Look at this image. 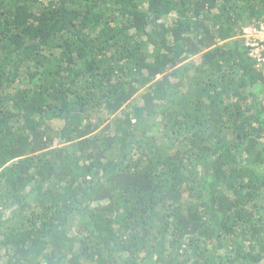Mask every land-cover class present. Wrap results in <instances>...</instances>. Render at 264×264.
<instances>
[{"label":"trees","instance_id":"1","mask_svg":"<svg viewBox=\"0 0 264 264\" xmlns=\"http://www.w3.org/2000/svg\"><path fill=\"white\" fill-rule=\"evenodd\" d=\"M264 0H0V264H264Z\"/></svg>","mask_w":264,"mask_h":264},{"label":"built area","instance_id":"2","mask_svg":"<svg viewBox=\"0 0 264 264\" xmlns=\"http://www.w3.org/2000/svg\"><path fill=\"white\" fill-rule=\"evenodd\" d=\"M243 37L256 64L264 67V23L243 28Z\"/></svg>","mask_w":264,"mask_h":264}]
</instances>
